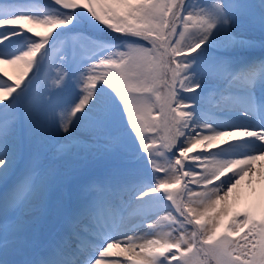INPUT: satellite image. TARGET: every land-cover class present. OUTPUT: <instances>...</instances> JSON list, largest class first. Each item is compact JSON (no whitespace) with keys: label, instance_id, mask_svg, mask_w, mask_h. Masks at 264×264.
<instances>
[{"label":"snow or ice","instance_id":"6c2138e0","mask_svg":"<svg viewBox=\"0 0 264 264\" xmlns=\"http://www.w3.org/2000/svg\"><path fill=\"white\" fill-rule=\"evenodd\" d=\"M245 177L264 0H0V264H264Z\"/></svg>","mask_w":264,"mask_h":264},{"label":"bare ground","instance_id":"6f19581e","mask_svg":"<svg viewBox=\"0 0 264 264\" xmlns=\"http://www.w3.org/2000/svg\"><path fill=\"white\" fill-rule=\"evenodd\" d=\"M247 179L248 178L245 177V180L241 182V185L232 193L231 200L235 205L236 211L241 212V209L244 207L259 204L261 195L264 193V182L257 181L253 188L250 189L247 184Z\"/></svg>","mask_w":264,"mask_h":264},{"label":"rangeland","instance_id":"374dc122","mask_svg":"<svg viewBox=\"0 0 264 264\" xmlns=\"http://www.w3.org/2000/svg\"><path fill=\"white\" fill-rule=\"evenodd\" d=\"M258 52H259V53H258ZM255 54H256V55H259V54H260V49H259V48H257V49L255 50ZM9 71H11V70H9ZM245 208H246V207H244L243 209H241V212L244 211Z\"/></svg>","mask_w":264,"mask_h":264},{"label":"trees","instance_id":"16d2710c","mask_svg":"<svg viewBox=\"0 0 264 264\" xmlns=\"http://www.w3.org/2000/svg\"><path fill=\"white\" fill-rule=\"evenodd\" d=\"M38 2L46 4L48 0H38Z\"/></svg>","mask_w":264,"mask_h":264}]
</instances>
